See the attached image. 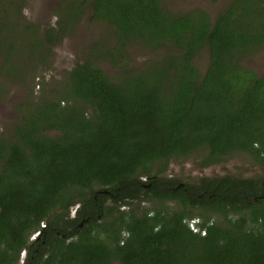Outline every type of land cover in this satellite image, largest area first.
Returning <instances> with one entry per match:
<instances>
[{"label": "trees", "instance_id": "obj_1", "mask_svg": "<svg viewBox=\"0 0 264 264\" xmlns=\"http://www.w3.org/2000/svg\"><path fill=\"white\" fill-rule=\"evenodd\" d=\"M3 1L0 57L11 73L21 52L35 60L38 39L23 45ZM63 11L42 47L85 11L114 44L71 69L56 99L27 104L0 137V264H19L22 252V264H264V177L162 175L172 158L197 152L202 167L244 153L264 170V73L242 65L264 48V0H233L214 19L161 0H82ZM131 45L164 53L133 71ZM98 60L122 75L111 79ZM154 200L177 208L121 210Z\"/></svg>", "mask_w": 264, "mask_h": 264}, {"label": "rangeland", "instance_id": "obj_2", "mask_svg": "<svg viewBox=\"0 0 264 264\" xmlns=\"http://www.w3.org/2000/svg\"><path fill=\"white\" fill-rule=\"evenodd\" d=\"M89 1V0H85ZM233 0H161L162 5L174 13H188L201 9L211 19L224 12ZM10 3L11 21L15 22L16 33L23 45L35 44L38 39L35 60H27L26 53L21 52L14 59L11 73H8L7 62L0 57V137H7L13 126L20 120L21 111L31 103L44 99H56L55 94L65 83L67 73L85 60L93 61L97 52H104L114 44L113 33L107 25L97 21H90L88 12L70 27L65 36L51 45L42 47L40 43L45 31L57 29V23L63 9L72 3L78 4L82 0H4ZM96 51V52H95ZM128 69L141 71L150 63L159 60L163 50L150 51L140 45H131L127 49ZM22 54V55H21ZM207 48L196 57L194 64L201 74L208 66ZM97 65L111 79L122 75V70L114 67L108 61H97ZM242 65L254 71L257 75L264 73V48L254 54L244 57ZM19 71V72H18ZM13 73H17L14 77ZM204 152H197L189 156L174 157L167 169L159 174L167 178L179 179L182 183L195 182L202 177L231 175L238 178L264 177V170L254 160L244 153H233L219 164L202 167L200 159ZM160 165L153 172L162 170ZM144 179V178H143ZM171 202L149 201L135 202L129 208L136 214L153 210H175ZM73 212H71L72 214ZM199 220L211 218L218 222L220 218L211 213L195 211ZM25 254H20L19 264H22Z\"/></svg>", "mask_w": 264, "mask_h": 264}, {"label": "built area", "instance_id": "obj_3", "mask_svg": "<svg viewBox=\"0 0 264 264\" xmlns=\"http://www.w3.org/2000/svg\"><path fill=\"white\" fill-rule=\"evenodd\" d=\"M189 228L193 231V232H197L198 228L195 225L194 221L189 222ZM203 234V233H202Z\"/></svg>", "mask_w": 264, "mask_h": 264}, {"label": "flooded vegetation", "instance_id": "obj_4", "mask_svg": "<svg viewBox=\"0 0 264 264\" xmlns=\"http://www.w3.org/2000/svg\"><path fill=\"white\" fill-rule=\"evenodd\" d=\"M77 206H78V205H77ZM77 206H76V207H77ZM76 207H73V208L70 210L71 212H73L72 214H71V212H70V217H73V216H74V213H75ZM36 235H38V233L35 234V235H33V236H32V239H33Z\"/></svg>", "mask_w": 264, "mask_h": 264}]
</instances>
